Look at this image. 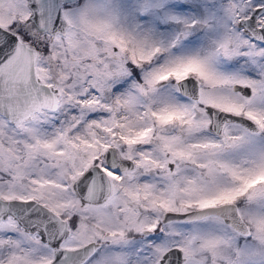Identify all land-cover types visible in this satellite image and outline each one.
I'll return each mask as SVG.
<instances>
[{
	"label": "snow or ice",
	"instance_id": "snow-or-ice-1",
	"mask_svg": "<svg viewBox=\"0 0 264 264\" xmlns=\"http://www.w3.org/2000/svg\"><path fill=\"white\" fill-rule=\"evenodd\" d=\"M0 264H264V0H0Z\"/></svg>",
	"mask_w": 264,
	"mask_h": 264
}]
</instances>
